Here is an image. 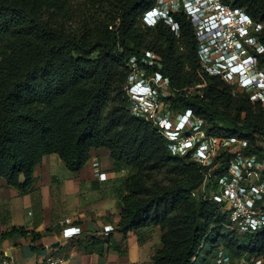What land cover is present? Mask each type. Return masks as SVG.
<instances>
[{"label": "trees", "instance_id": "1", "mask_svg": "<svg viewBox=\"0 0 264 264\" xmlns=\"http://www.w3.org/2000/svg\"><path fill=\"white\" fill-rule=\"evenodd\" d=\"M226 1L264 24V0ZM154 3L0 0V177L26 193L45 155L57 153L79 172L93 148H107L117 165L129 168L116 230L126 236L158 227L161 244L152 256L154 264H211L202 251L222 239L228 255L241 253L243 241L249 252L263 253L264 231L227 233L223 203L211 192L195 195L205 180L200 162L191 154L172 155L160 127L132 110L127 62L137 56L147 74L159 70L169 80L172 93L165 100L175 115L193 110L212 134L243 137V152L264 160L262 101H253L247 91L234 94L221 74L203 71L195 28L183 12L175 14L179 33L165 21L145 25L142 16ZM147 51L155 54L152 64L142 61ZM200 82H205L201 92L192 93L189 88ZM232 155L230 148L217 153L216 159L224 157L215 174H222ZM154 169H165L170 182L148 184ZM206 185L217 190L214 175ZM18 232L40 236L24 227L2 236ZM96 245L102 254L119 248L112 233L88 238L81 247L93 251Z\"/></svg>", "mask_w": 264, "mask_h": 264}, {"label": "built area", "instance_id": "2", "mask_svg": "<svg viewBox=\"0 0 264 264\" xmlns=\"http://www.w3.org/2000/svg\"><path fill=\"white\" fill-rule=\"evenodd\" d=\"M179 12H183L195 28L203 71L214 73L209 69V65L214 64L223 70L222 73L217 72L227 81L237 77L242 87L254 89L264 105V68L261 65L264 43L258 36L264 28L263 22L251 16L245 8L234 6L226 0H155L144 12L142 20L148 26L165 21L175 33H179L180 24L175 17ZM246 46L252 47L251 52ZM154 58L155 54L147 51L142 61L152 64ZM127 63L132 70L127 86L132 110L152 119L171 140L181 142L186 152L193 150L192 156L204 169L205 183L214 175L217 190L211 196L223 203L226 210L224 227L239 234L263 232L264 160L243 152L247 146V140L243 137L207 134L203 130V120L197 118L191 109L179 115L181 117L173 128L172 118L160 116L168 106L166 97L171 95L169 80L159 70L147 74L137 56H132ZM238 65H242L243 69L237 68L240 71L233 72V67ZM186 130L190 133H182ZM234 146H240L241 151L233 152L228 167L221 175L215 174L220 164L216 159L217 153L224 149L232 150ZM105 230H111V226L106 225ZM81 232L82 229L77 226L63 230L66 238ZM57 261V258L49 257L36 264H56ZM0 264L25 263L11 255H1ZM212 264H250V260L245 257L240 261L231 259L221 248L216 252Z\"/></svg>", "mask_w": 264, "mask_h": 264}, {"label": "crops", "instance_id": "3", "mask_svg": "<svg viewBox=\"0 0 264 264\" xmlns=\"http://www.w3.org/2000/svg\"><path fill=\"white\" fill-rule=\"evenodd\" d=\"M129 168L116 164L107 148H93L79 172L71 171L57 153L47 154L34 169L35 182L26 193L0 177V256L11 255L25 264H154L152 256L161 243V230L147 227L125 236L116 230L120 200L126 194ZM111 226L106 231L105 226ZM77 226L80 234L66 238L63 230ZM13 227L40 233L2 234ZM112 233L118 245L104 254L98 246L87 251L81 245L91 237Z\"/></svg>", "mask_w": 264, "mask_h": 264}, {"label": "rangeland", "instance_id": "4", "mask_svg": "<svg viewBox=\"0 0 264 264\" xmlns=\"http://www.w3.org/2000/svg\"><path fill=\"white\" fill-rule=\"evenodd\" d=\"M143 21V20H142ZM144 23V22H143ZM145 24V23H144ZM146 25V24H145ZM263 30L258 33V36L259 38L261 39V34H262ZM248 51L251 52V48L252 47H249V46H246ZM209 69H211L214 73V75H219L223 72V70H221L219 67H216L214 64H210L209 65ZM217 71H221L220 72H217ZM236 77V76H235ZM205 81V80H204ZM206 82V81H205ZM204 82V83H205ZM230 85H232V90H233V93L234 94H240V93H243L245 91H247L249 94H250V97L253 101H256L258 99V96H257V92L254 90V89H250V88H245V87H242L240 84H239V80L236 78L234 79H229V81H227ZM204 83H197L196 86L194 87H190L189 90L192 92V93H200L201 91L198 90L199 88L202 87V85ZM170 87V85H169ZM170 90H171V93H172V88L170 87ZM168 102V106L166 107V110L164 113H161L160 116H164V117H168V118H172V127L174 128L177 121L179 120V118L181 116H179L180 114H182L183 112H186V109L183 110V109H180L179 112H178V115H175V112L174 110L170 107L169 108V101L167 100ZM173 116H175L173 118ZM197 118L199 119H202L200 118L198 115H196ZM203 120V119H202ZM203 123H204V126H203V130L207 133V134H212L211 131H209V128H208V125L206 126L205 125V122L203 120ZM162 134L164 135V137L166 138V140L169 142V148L171 150V153L172 155L174 156H177V157H184L188 154H191L193 153V150L191 151H185L183 148H182V143L181 142H176L174 140H171L168 136V134L166 133V131H163L161 130ZM182 133H190V131L186 130ZM240 146H234L232 148V153L235 151H241V149H239ZM223 151H226V149H224ZM221 153V152H220ZM224 156L218 158L219 159V162H221L220 159H223ZM218 162V161H217ZM170 182V176L168 175V173L166 172L165 169H154V170H151L148 175H147V183L150 184V185H155V184H158V185H167L168 183ZM214 190H211V187H207L206 183L203 182L199 187L198 189L195 190V195H199L201 193H204L206 194L207 192H214ZM227 233H230V231L228 230ZM226 235V234H225ZM238 238H240L242 240V237L241 235H237ZM240 243V242H239ZM244 243V249L242 250V252L236 254V255H233L232 253H229V257L236 261H240L243 257H245L246 259H249L250 260V264H262L264 263V252L261 253L259 251H254L253 253L249 252L248 251V242L247 241H243ZM161 244V243H159ZM224 249L225 248V244H224V240H219L218 241V244L215 246V250L214 249H211L210 246H207L203 249L202 251V254L203 255H208L210 256V262L211 264L215 262V255H216V252L219 250V249ZM217 250V251H216ZM225 250V249H224ZM214 251V252H213Z\"/></svg>", "mask_w": 264, "mask_h": 264}, {"label": "clouds", "instance_id": "5", "mask_svg": "<svg viewBox=\"0 0 264 264\" xmlns=\"http://www.w3.org/2000/svg\"><path fill=\"white\" fill-rule=\"evenodd\" d=\"M237 68H240V70L243 69L242 65H238V66H234L232 71L233 72H239L240 70H236Z\"/></svg>", "mask_w": 264, "mask_h": 264}]
</instances>
